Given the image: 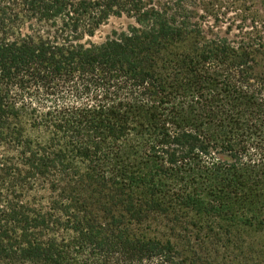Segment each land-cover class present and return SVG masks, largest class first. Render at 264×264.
I'll return each instance as SVG.
<instances>
[{
	"label": "trees",
	"instance_id": "trees-1",
	"mask_svg": "<svg viewBox=\"0 0 264 264\" xmlns=\"http://www.w3.org/2000/svg\"><path fill=\"white\" fill-rule=\"evenodd\" d=\"M255 3L0 0V264H264Z\"/></svg>",
	"mask_w": 264,
	"mask_h": 264
},
{
	"label": "rangeland",
	"instance_id": "rangeland-1",
	"mask_svg": "<svg viewBox=\"0 0 264 264\" xmlns=\"http://www.w3.org/2000/svg\"><path fill=\"white\" fill-rule=\"evenodd\" d=\"M242 4L239 2L235 5L236 8L233 7V5H227L223 8H220L222 11V20L224 22H221L219 25V28L217 29L218 32H220L222 35H225V31L227 30L228 25H240L243 23L245 13H243L242 10ZM201 7H207L204 2L202 3ZM230 7V9H229ZM232 7V8H231ZM202 8H198L200 13H204ZM253 11H257L259 14H256L255 12H251L250 17L254 15H260L258 17V21L264 24V0H256V3L253 5ZM209 21L211 23L214 22V18H209ZM132 20L128 19L126 17L118 18V17H112L108 23L103 25L97 32L96 36L93 38L95 42H103L107 39V37L111 34V32L114 29H121L127 27L129 23H131ZM251 26L250 19H248L247 22ZM249 26V27H250ZM236 32V31H235ZM233 37V36H232Z\"/></svg>",
	"mask_w": 264,
	"mask_h": 264
}]
</instances>
